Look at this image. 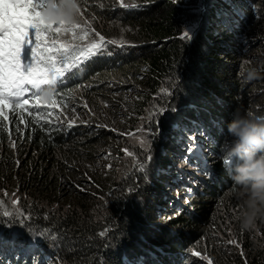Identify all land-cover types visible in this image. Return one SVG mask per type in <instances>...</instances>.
<instances>
[{
  "label": "trees",
  "instance_id": "obj_1",
  "mask_svg": "<svg viewBox=\"0 0 264 264\" xmlns=\"http://www.w3.org/2000/svg\"><path fill=\"white\" fill-rule=\"evenodd\" d=\"M126 1L121 5L128 7L112 0V8L100 10L105 36L117 45H108L110 54L94 58L68 79L57 99H72L79 86L104 99L126 89L136 94V113L128 119L127 131H148L145 140L158 147L152 164H143L151 169L139 171L149 148L133 145L134 155L142 156L139 163L122 160L114 174H91L87 180L82 168L95 161L97 146L107 138L103 130L81 124L60 129L44 122L43 111L39 121L25 111L28 123L23 124L17 113L11 122L19 129V149L26 156L18 153V159L26 171L0 175V193L24 198L17 205L7 202L5 209L17 211L1 220L9 226L0 230V241L21 242L32 253L24 260L0 251V264H158L150 258L154 254H160L158 261L173 258L171 264H184V251L203 237L217 249V242L231 247L220 235L239 223L234 212L243 206L230 178L239 161L223 163L231 139L227 125L237 109L264 118V0H205L202 13L188 10L194 0ZM117 24L125 28L122 39L116 38L121 34ZM190 28L191 39H180ZM249 67L256 69L255 79H245ZM46 91L53 99L52 91ZM2 129L0 146L9 141ZM187 140H205L207 155L201 152L200 164L213 160L200 180L201 191L189 202L191 216L180 211L165 220L164 186L174 166L172 157L190 145ZM83 181L90 182V189L80 192L75 186ZM64 190L69 197L60 206ZM258 220L257 227H264V218ZM238 244L241 251L230 253L228 264H264V232ZM37 249L44 250L35 253Z\"/></svg>",
  "mask_w": 264,
  "mask_h": 264
},
{
  "label": "rangeland",
  "instance_id": "obj_2",
  "mask_svg": "<svg viewBox=\"0 0 264 264\" xmlns=\"http://www.w3.org/2000/svg\"><path fill=\"white\" fill-rule=\"evenodd\" d=\"M118 2L119 6L123 4V1L126 3V0H113ZM132 2V0H128ZM80 3V0H79ZM112 0H83V3H80L81 7V17L82 20H87L90 25H92L93 31L90 33V36H95V32H99L101 35L105 37L106 40H109L105 36L104 27L101 25V20L99 17L101 15L102 9L112 8L111 6ZM193 4H189L188 10L197 11L202 13L204 6L206 5L205 0H194ZM226 6V5H225ZM235 19H238V14L235 13L232 15ZM188 20H190V14H187ZM199 21L196 23V27H199ZM118 31L121 32L120 35H116L117 39H122L125 37V28L117 24ZM246 27H248L246 25ZM31 39H34L32 36ZM98 39V37H97ZM77 43H84L81 41H77ZM30 49L25 46L22 51V63L27 62L29 56ZM118 95L110 94L109 99H104V97L93 94L86 89L85 86H79L73 89V98L62 103V98L59 99V103L55 108L51 107L52 99H45L44 96L39 97L38 103L41 106V109L44 113V116L47 119H51L52 123L55 124L60 129H64L67 126V121L73 119L74 117H78L76 119L75 124L81 125H89L95 127L97 130H103L106 133V139L101 141L97 148L99 149L98 155L95 158V161H90V163H85L82 168L85 172L84 177L87 180H90L91 174H98L101 176L111 175L115 173L117 163H120L127 160H136L138 163L141 161V155H133L132 157H128L124 149L131 151L130 148L133 145L141 146L142 148H149L148 151L143 156V164L146 166L152 164L151 160L145 159L150 156L153 159V156L158 151V147L154 148V144L150 145L149 140H145L147 137V130L145 127L142 131H135L133 133H128V119H130L131 115H134L136 112L132 109L134 102L133 99L136 94L131 91L125 90ZM87 103L88 107H83L84 103ZM34 102L30 100L29 105H32ZM67 105V107H62V105ZM19 113V110H17ZM48 113H51V116H48ZM11 116V115H10ZM16 117H18L16 115ZM15 117V118H16ZM12 118V116H11ZM19 118V117H18ZM15 122L14 119L10 120ZM13 122L6 123L3 126L2 131L5 134L7 140H9L5 145L0 146V175L9 176L12 173V170L19 169L17 172L21 175L26 171V168L21 166V163L18 159V153H23L26 156V153L23 149H19L21 145L18 140H21L18 136L17 126ZM104 124L105 128H99L96 125ZM12 126V127H11ZM152 136V135H151ZM205 139V137L203 138ZM190 145H195L192 151H189V146L186 145L180 148V151L176 152L172 157L173 165L170 166L171 173L168 178L167 184L164 186L166 189V200L167 206L164 207L162 218L165 220H169L174 216V214L184 211L188 213V216H191V212L193 211L192 205L189 203L195 192L201 191V182L206 178V172L208 165L210 164L209 159L208 162L200 164L201 152L207 155V150H202L206 146H204L205 140H197V142L191 143L190 140H187ZM12 142H15V147L11 146ZM128 143V145H124V143ZM207 143V141H206ZM201 144V146H200ZM130 146V147H129ZM2 147H6L5 149ZM132 152V151H131ZM134 154V153H133ZM14 157V158H13ZM190 157H194V161H190ZM18 160V164H14L11 159ZM141 164V163H140ZM78 164H75L74 167L78 168ZM144 166V168L150 169ZM23 168V169H22ZM172 176H176L179 180L172 178ZM149 178V174H148ZM90 182H81L80 185L75 186L80 192L85 188L90 189L87 184ZM13 186H16L15 183H12ZM75 188V189H76ZM193 188V190H192ZM203 188V187H202ZM0 193V201L4 202L3 207H0V230L8 228V221H4L1 225V220L5 217L2 216L4 210L11 212L17 211L16 208H12L8 206L6 209L7 202H11L13 198L16 200L23 199V196L16 195L15 193ZM14 194V195H13ZM53 194V193H52ZM68 192L65 190L60 194V198L58 200V204L60 206H66V201L68 200ZM227 199V198H226ZM3 208V209H1ZM162 210V209H160ZM242 210L238 209V211L234 212V214H240ZM228 218V216L226 217ZM7 219V218H5ZM260 219V218H259ZM257 222L259 220L257 219ZM220 225V224H219ZM219 225L216 226L217 231H219ZM238 226V227H237ZM215 228V229H216ZM12 230V228L10 229ZM221 234V238L228 243L229 240H237L239 242L242 238L254 236L257 233L264 232V227H256L254 229H249L247 231L243 230L240 227V224L231 226L228 230ZM8 232V231H6ZM21 237V236H20ZM218 249L210 244L207 238L203 237L202 239L193 242L190 244V249L184 251L185 257L188 259L184 262V264H208V260H211L213 264H228L227 259L230 258V253L233 251H241L240 246L229 244L231 247H225L224 244L217 242L216 243ZM226 245V244H225ZM16 250V251H15ZM44 249H37L35 253H39ZM0 251H3L5 254L10 252L15 253V256L23 257L26 260L27 257L32 253L31 250L23 245L21 242H10L6 243L0 241ZM226 252L225 257H222ZM197 253L199 255H196ZM37 256V255H35ZM227 256V257H226ZM150 258L154 261V263L158 264H171L173 258L165 261H158L160 259V255L154 254V258L150 255ZM158 258V259H157ZM207 258V259H206ZM28 263V262H27ZM35 264V261H33ZM32 264V262H31ZM37 264H48L46 260L40 261ZM51 264V263H50Z\"/></svg>",
  "mask_w": 264,
  "mask_h": 264
},
{
  "label": "snow or ice",
  "instance_id": "obj_3",
  "mask_svg": "<svg viewBox=\"0 0 264 264\" xmlns=\"http://www.w3.org/2000/svg\"><path fill=\"white\" fill-rule=\"evenodd\" d=\"M80 3H83V0H80ZM80 3L78 21L66 24L64 21L45 20L44 10L48 0H0V128H3L5 122H11L10 115L15 119L17 110L20 123H28L24 118L25 111L39 121L42 110L38 100L43 91L46 89L52 91L53 99L50 106L55 108L59 103L57 96L62 93L66 81L77 72L83 71L94 58L110 54L107 52L108 45H117V40H106L99 32H95V36H90L93 28L87 20H82ZM30 30L34 39H30ZM191 37L190 28L182 33L180 39ZM25 46L30 52L27 62L22 63V51ZM30 100L34 103L29 107ZM83 107H88L86 102ZM248 115L254 114L249 112ZM48 116H51V113H48ZM76 119L78 117L68 120L67 127L72 128ZM44 122L50 125L52 120L46 119ZM96 126L106 127L104 124ZM11 146L14 148L15 142H12ZM194 147L195 145H189L188 150L192 151ZM124 152L128 157L134 155L127 149H124ZM145 159L151 160V157ZM230 162L227 158L223 160L225 164ZM139 171H145L143 161L139 165ZM3 203L0 201V207H3ZM11 204L17 205L18 201L13 198ZM12 215L7 210L2 212L3 217ZM100 235L103 236L104 232ZM228 243L239 247L235 239L229 240ZM208 264L213 262L208 260Z\"/></svg>",
  "mask_w": 264,
  "mask_h": 264
},
{
  "label": "clouds",
  "instance_id": "obj_4",
  "mask_svg": "<svg viewBox=\"0 0 264 264\" xmlns=\"http://www.w3.org/2000/svg\"><path fill=\"white\" fill-rule=\"evenodd\" d=\"M78 7L79 0H48L44 18L47 22L75 23L79 18ZM245 71L246 80L258 75L253 67ZM43 95L45 99L51 98L50 91ZM227 133L231 139L225 158L239 161L233 165L230 174L234 185L238 186L235 195L243 206L237 219L240 227L247 231L256 227L258 218H264V119L237 109L227 125Z\"/></svg>",
  "mask_w": 264,
  "mask_h": 264
},
{
  "label": "bare ground",
  "instance_id": "obj_5",
  "mask_svg": "<svg viewBox=\"0 0 264 264\" xmlns=\"http://www.w3.org/2000/svg\"><path fill=\"white\" fill-rule=\"evenodd\" d=\"M12 127V126H11ZM214 136V135H213ZM4 139V138H3ZM215 143V142H214ZM160 255V254H159ZM163 258V257H162ZM116 259V258H115ZM158 259V258H157ZM154 261V260H153ZM156 261V260H155ZM132 263V262H131Z\"/></svg>",
  "mask_w": 264,
  "mask_h": 264
}]
</instances>
